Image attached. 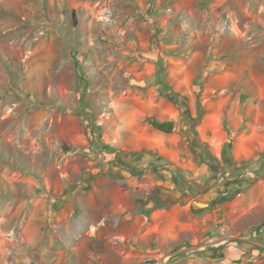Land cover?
I'll use <instances>...</instances> for the list:
<instances>
[{
    "label": "rangeland",
    "instance_id": "1",
    "mask_svg": "<svg viewBox=\"0 0 264 264\" xmlns=\"http://www.w3.org/2000/svg\"><path fill=\"white\" fill-rule=\"evenodd\" d=\"M182 13L173 16L165 33L136 0H0V264H101L113 261V254L122 264H161L165 254L179 256L172 264L180 259L179 264H197L183 255L186 251L177 252L182 245L189 251L197 248L193 216L180 207V199L161 200L155 192L157 179L150 175L155 169L151 164L163 167L167 161L145 169L131 165L134 152L143 146L160 147L167 154L163 145L170 142L175 151H183L179 139L164 137L171 131L165 128L170 112L182 107L174 86L165 81L187 86L200 64L209 66L201 57L193 59L194 51L188 49L178 51L190 55L180 81L181 62L167 66L168 52L160 50L163 41L198 42L197 36L182 33ZM147 47L159 54L152 57L143 51ZM154 111L165 113L157 121ZM115 129L118 138L133 136L137 144L115 143ZM121 170L127 173L119 175ZM150 201L165 207L166 215L145 218L133 209L137 202ZM105 203L111 209L105 210ZM119 203L125 207L121 211ZM84 204L96 207L97 223L107 212L141 236L109 241L101 248L97 228L96 242L64 240L67 223L72 224ZM165 217L170 226L187 224L191 242L147 240L153 223ZM34 220L42 225L37 244L28 239L38 235ZM151 245L161 251L141 248ZM73 247L83 256L75 255ZM239 260L230 264H264V254Z\"/></svg>",
    "mask_w": 264,
    "mask_h": 264
},
{
    "label": "crops",
    "instance_id": "2",
    "mask_svg": "<svg viewBox=\"0 0 264 264\" xmlns=\"http://www.w3.org/2000/svg\"><path fill=\"white\" fill-rule=\"evenodd\" d=\"M136 1L140 11H147L148 20L159 21L165 33L172 27L173 16L182 11L183 19L179 21L182 33L198 37V42L194 40L196 44H183L179 40L178 46L167 44L169 41L161 44L162 54L168 52L167 66L172 68L176 62H181L179 81L184 76L181 74L190 61V55H178V51L193 50V59H205L209 70L203 69L200 64L195 78L187 86L181 82L176 85L173 79L165 81L174 86L182 107L170 112L172 118L167 121L171 123L165 128H171V131L164 137L167 141L179 139L183 151H175L170 142L163 145V151H167V154L161 152L160 147L143 146L139 153L134 152L133 161H129H132L131 165L144 169L146 164L167 161L168 165L163 167L151 164V168L155 169L150 170V175L157 179L158 185L155 192H159L158 197L163 201L180 199V207L193 216L198 232L193 235L197 248L189 251L187 245H182L177 252L186 251L183 255H190L197 264H230L238 259L248 260L249 256L263 255L264 0H156L155 5H151L150 0ZM172 1V7H165L166 3ZM150 9L151 12L148 11ZM174 47H178L177 50ZM143 51H149L152 57L159 54L155 53L153 47L144 48ZM152 64L156 67L155 63ZM205 76L208 78H202ZM159 113L164 116L165 112L154 111L151 115L159 121ZM126 129L129 131V128ZM121 131L128 134L124 129ZM113 139L122 147L137 144L133 136L118 138L116 129ZM120 172L116 171L115 175L127 173ZM133 206L134 210L143 212L145 218L157 214L165 216L167 211L162 205L151 201L148 204L137 202ZM103 207L105 210L111 209V204L105 203ZM81 208L82 212L72 224L67 223L64 240L68 242L69 239L96 242L99 234L97 228L101 229V248L109 241L121 243L129 237L137 239L141 236L130 230L131 227L127 229L121 226L120 215L119 220H114V216L102 212L101 220L97 223L95 206L84 204ZM124 208L119 203L116 209L121 211ZM167 222L168 218L165 217V220L153 223L152 232L146 235L147 240L151 243L191 242L192 234L188 237L189 234L185 232L187 224L170 226ZM127 224L132 226L130 221ZM109 225L113 232L111 237L107 230ZM26 226L22 227V231L26 230ZM33 226L38 228V235L28 239L29 243L37 244L40 242L38 236L42 225L34 220ZM89 233L90 237L87 236ZM202 236H205L204 240H200ZM151 246L141 248L153 254L161 251L157 245ZM72 249L75 255L83 256L77 247ZM194 251H200L199 255H191ZM163 256L161 264H172V259L179 257L177 254ZM112 257L113 261L105 259L101 264H122L116 254Z\"/></svg>",
    "mask_w": 264,
    "mask_h": 264
},
{
    "label": "trees",
    "instance_id": "3",
    "mask_svg": "<svg viewBox=\"0 0 264 264\" xmlns=\"http://www.w3.org/2000/svg\"><path fill=\"white\" fill-rule=\"evenodd\" d=\"M157 125H158V127H160V128H161V127H163L161 124H157ZM166 125H169V123H168V124H166Z\"/></svg>",
    "mask_w": 264,
    "mask_h": 264
}]
</instances>
